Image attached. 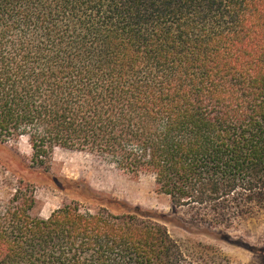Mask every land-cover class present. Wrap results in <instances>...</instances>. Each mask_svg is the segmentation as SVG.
Wrapping results in <instances>:
<instances>
[{"label": "trees", "instance_id": "1", "mask_svg": "<svg viewBox=\"0 0 264 264\" xmlns=\"http://www.w3.org/2000/svg\"><path fill=\"white\" fill-rule=\"evenodd\" d=\"M23 136L35 166L83 151L176 206L261 209L264 0H0V141ZM0 181V264H200L126 201L43 218Z\"/></svg>", "mask_w": 264, "mask_h": 264}, {"label": "rangeland", "instance_id": "2", "mask_svg": "<svg viewBox=\"0 0 264 264\" xmlns=\"http://www.w3.org/2000/svg\"><path fill=\"white\" fill-rule=\"evenodd\" d=\"M32 154L26 136L0 141V179H20L33 189V215L48 218L65 203L87 202L83 194L94 192L149 211L200 264H264V206L238 217L223 206H176L156 190L150 174L135 178L90 153L61 147L45 167L35 166Z\"/></svg>", "mask_w": 264, "mask_h": 264}]
</instances>
